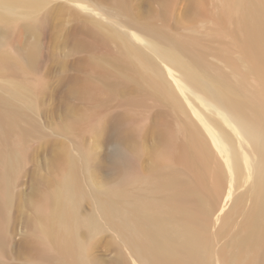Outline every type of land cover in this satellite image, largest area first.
Returning <instances> with one entry per match:
<instances>
[{
	"label": "bare ground",
	"instance_id": "6f19581e",
	"mask_svg": "<svg viewBox=\"0 0 264 264\" xmlns=\"http://www.w3.org/2000/svg\"><path fill=\"white\" fill-rule=\"evenodd\" d=\"M114 7L117 14L126 13L121 0ZM212 13L209 26L177 36L146 25L162 61L121 37L105 54L118 67L113 78L112 68L104 72L118 89L128 84L138 89L127 99L116 130L122 126L118 130L125 136L141 132L137 118H149L152 109L160 122L157 168L141 176V153H135L140 147L128 150L118 133L125 144L119 143L111 165L120 182L99 196L104 219L136 264H214L216 257L217 264H264V0H215ZM47 21L41 17L30 29L41 34ZM0 28L12 46L15 23L0 18ZM101 38L105 44L112 41ZM10 46L0 47V71L17 81L14 96L28 100L37 83L26 75L37 66L40 49L16 52ZM194 101L215 113L225 130ZM39 128L24 109L0 97V264L7 253L11 181ZM85 158L93 162L90 155ZM85 198L74 175L34 203L30 226L40 256L33 264H96L87 221L80 216Z\"/></svg>",
	"mask_w": 264,
	"mask_h": 264
},
{
	"label": "rangeland",
	"instance_id": "374dc122",
	"mask_svg": "<svg viewBox=\"0 0 264 264\" xmlns=\"http://www.w3.org/2000/svg\"><path fill=\"white\" fill-rule=\"evenodd\" d=\"M115 3L116 0H0V18L16 25L12 37L9 36L10 41H14L13 47L0 28V47L10 46L16 52L36 45L40 49L37 66L26 75L27 81L37 83V95L28 98L29 101L14 96L17 81L0 71V97L24 109L39 124L41 132L28 143L25 157L11 181L5 264H33L39 259L37 240L30 226V221L36 217L34 203L74 175L86 196L79 209L81 218L87 221L89 235L86 239L92 242L93 261L96 264H136L128 245L104 219L99 196L119 185L111 156L121 144H128L124 147L132 152L140 147L135 153H141L138 163L141 176L157 168L162 156L160 122L154 119L152 109V114L146 115L149 118L145 115L137 118L144 128L138 134L134 131L130 132L133 135L127 134L131 139H127L125 132H119L120 124L116 130L118 119L126 111L127 99L135 96L138 89L128 84L119 90L110 79L119 72L118 67L115 64L116 68L113 67V62L109 64L105 54L113 50L121 37L139 45L156 61H162L164 57L151 43L144 27L158 26L175 36L198 31L211 24L215 0H121L126 12L122 15L117 14ZM44 16L48 21L43 33L32 31L31 26ZM102 34L110 36L112 41L105 44ZM108 66L112 68L110 74L104 73ZM198 103L194 101L214 126L225 130L220 118ZM131 122L134 124L132 119ZM117 134L126 138L125 143V138H122L123 143L118 141L121 138ZM136 135L138 139L134 138ZM86 155H90L93 162H88ZM212 227L211 230L215 229ZM227 236L218 239L216 248ZM217 263L216 257L214 264Z\"/></svg>",
	"mask_w": 264,
	"mask_h": 264
}]
</instances>
